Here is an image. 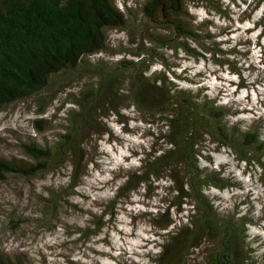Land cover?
I'll return each mask as SVG.
<instances>
[{
    "label": "rangeland",
    "instance_id": "1",
    "mask_svg": "<svg viewBox=\"0 0 264 264\" xmlns=\"http://www.w3.org/2000/svg\"><path fill=\"white\" fill-rule=\"evenodd\" d=\"M113 1L124 12L128 7L134 21L123 31L107 32L108 52L89 57L87 65L91 69L101 61L109 66L121 59L135 61L130 53L138 51L139 36L152 34L144 33L145 26L140 33L142 17L137 4L141 0ZM189 14L197 22L206 23L204 32L212 36H200L201 43L214 54L193 60L157 48L158 56L150 55V72H164L171 87L217 100V105L229 112L231 124L243 125V129L257 126L264 139V0H209L204 7L189 5ZM81 72L89 74L87 70ZM83 82L93 80L77 77L66 89L48 87L40 96L0 111V158L22 169L35 168L38 163L24 154L23 146L42 147L56 141L66 126V109L72 108L69 96L78 93ZM211 92L215 95L210 96ZM46 96L49 98L43 100ZM222 97L227 103H219ZM121 115L120 122L112 116L104 126H97L99 137L87 134V155L93 164L75 189L68 187L70 169L63 166L30 177L11 175L0 181V260L15 264H154L152 258L158 253L154 249L163 243L157 236L164 232L146 215L171 202L174 194L168 174L158 182L151 180L115 207L111 202L115 189L124 181L122 177L139 169L153 149L165 148L155 137L164 127L144 121L131 110ZM201 150L199 168L221 173L232 186L224 191L209 188L206 194L220 215H243L253 222L247 239L253 250L251 261L264 264V251L259 250H264L260 171L240 163L227 149H217L206 137L201 139ZM105 175L107 179H103ZM182 209L180 215L175 209L170 211L173 220L186 217L190 206L183 205ZM135 240L140 243H132ZM199 256L194 251L189 264H200Z\"/></svg>",
    "mask_w": 264,
    "mask_h": 264
},
{
    "label": "trees",
    "instance_id": "2",
    "mask_svg": "<svg viewBox=\"0 0 264 264\" xmlns=\"http://www.w3.org/2000/svg\"><path fill=\"white\" fill-rule=\"evenodd\" d=\"M208 2L141 0L137 4L142 17L140 33L145 26L144 33L152 34L139 36L138 51L130 53L136 60H117L113 66L101 61L91 69L88 58L108 52L107 32L130 28L134 15L129 17L128 7L124 12L113 0H0V111L40 96L48 87L66 89L77 77L93 80L83 82L78 93L70 94L72 108L66 109V126L53 144L23 146L24 154L38 165L22 169L0 158V181L63 166L70 169L68 187L75 189L93 164L87 155V134L99 137L97 126H104L112 116L120 122L121 112L131 110L144 121L164 127L155 137L165 148L153 149L139 169L122 177L124 181L115 189L111 204L115 207L119 201L129 200L140 187L168 174L174 194L171 202L146 215L164 232L157 236L163 243L152 262L189 264L197 251L200 264H252L253 250L247 239L253 222L243 215L217 212L206 190L224 191L232 186L221 173L200 169L198 158L203 153L201 139L206 137L240 163L256 167L264 187V139L259 127L243 129V125L231 124L229 112L218 106L217 100L171 87L164 72H150L149 68L150 55H157V48L193 60L214 54L201 43L200 36H212L204 32L206 23L189 14V5L204 7ZM104 134H109L107 129ZM183 205L190 206L187 216L173 220L170 211L175 209L180 215ZM0 264L15 263L0 260Z\"/></svg>",
    "mask_w": 264,
    "mask_h": 264
},
{
    "label": "clouds",
    "instance_id": "3",
    "mask_svg": "<svg viewBox=\"0 0 264 264\" xmlns=\"http://www.w3.org/2000/svg\"><path fill=\"white\" fill-rule=\"evenodd\" d=\"M120 5H119V3H117V7H119ZM200 15L201 16H203V13L201 12L200 13ZM121 35H123V33H121ZM209 95L211 96V95H215V93L214 92H211V93H209ZM235 99H240V97H235ZM219 103H227V101L222 97L220 100H219ZM236 118L234 117L233 118V120H235ZM107 163V162H106ZM132 163H136V161H133ZM111 167H113V168H115V164H113V165H111ZM108 177L105 175L104 177H103V179H107ZM109 195H111L112 193H108ZM136 197H133V199H135ZM155 201H153V203H154ZM127 231V230H126ZM132 243H134V244H139L140 243V241L139 240H135V241H133ZM16 245L15 244H12L11 245V247H15ZM154 251L155 252H159L160 251V249L159 248H155L154 249Z\"/></svg>",
    "mask_w": 264,
    "mask_h": 264
}]
</instances>
